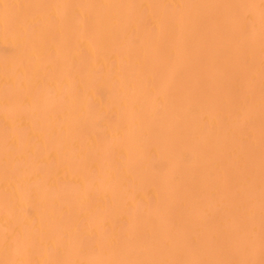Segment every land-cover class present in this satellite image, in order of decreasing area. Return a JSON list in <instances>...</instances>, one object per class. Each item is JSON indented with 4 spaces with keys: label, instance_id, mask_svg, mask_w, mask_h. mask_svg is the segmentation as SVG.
<instances>
[{
    "label": "bare ground",
    "instance_id": "1",
    "mask_svg": "<svg viewBox=\"0 0 264 264\" xmlns=\"http://www.w3.org/2000/svg\"><path fill=\"white\" fill-rule=\"evenodd\" d=\"M259 154L264 0H0V264H264Z\"/></svg>",
    "mask_w": 264,
    "mask_h": 264
},
{
    "label": "rangeland",
    "instance_id": "2",
    "mask_svg": "<svg viewBox=\"0 0 264 264\" xmlns=\"http://www.w3.org/2000/svg\"><path fill=\"white\" fill-rule=\"evenodd\" d=\"M8 99V98H7ZM6 99V100H7ZM256 107V105H254ZM251 105L248 110H250ZM23 123V122H22ZM21 123V124H22ZM27 123H23V127L26 126ZM252 124L251 129H242V133L246 136L243 137L242 139L245 138V141L243 139V145L249 147L252 145V142L255 140V137L252 135L253 132H256V126ZM252 128H255L252 130ZM244 130V131H243ZM248 133V134H247ZM245 142V143H244ZM247 144V145H246ZM249 144V146H248ZM253 148V146L250 147V149ZM136 152L133 151H127L123 155L124 156H134ZM259 156V163L258 165L260 167H256L254 170V174L256 177H258L257 182H255L251 186H247L246 184L243 183V185L247 186L243 188V186L240 189V196L239 199H237L236 205L234 207L230 206V203L227 204L225 207V219H235L239 225V227L242 226V229L239 230L238 234V241L241 242V244L244 245V241H248L251 244L246 245L249 251H254L259 252L260 247H258L257 241H256V235L257 233L261 232L260 228L264 224V165H263V160L260 158V154L257 155ZM261 159V160H260ZM261 166H263L261 168ZM246 173V172H244ZM249 172H247L248 174ZM243 177H246V175H243ZM240 184V183H238ZM229 199V197H228ZM263 233V234H262ZM262 235H264V232L262 231ZM252 236V237H251ZM245 246V247H246ZM244 247V248H245Z\"/></svg>",
    "mask_w": 264,
    "mask_h": 264
}]
</instances>
